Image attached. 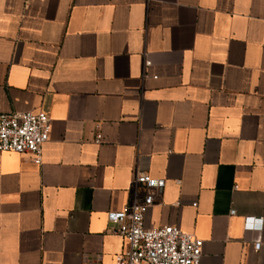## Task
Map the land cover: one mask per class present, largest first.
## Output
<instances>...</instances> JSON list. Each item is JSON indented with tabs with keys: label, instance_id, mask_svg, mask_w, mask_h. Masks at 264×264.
Listing matches in <instances>:
<instances>
[{
	"label": "crops",
	"instance_id": "obj_1",
	"mask_svg": "<svg viewBox=\"0 0 264 264\" xmlns=\"http://www.w3.org/2000/svg\"><path fill=\"white\" fill-rule=\"evenodd\" d=\"M26 111L51 132L0 154V264H114L135 171L165 180L146 227L264 264V0H0V114Z\"/></svg>",
	"mask_w": 264,
	"mask_h": 264
},
{
	"label": "built area",
	"instance_id": "obj_2",
	"mask_svg": "<svg viewBox=\"0 0 264 264\" xmlns=\"http://www.w3.org/2000/svg\"><path fill=\"white\" fill-rule=\"evenodd\" d=\"M51 122L45 112L0 114V154H29L41 164L42 148L49 141ZM101 134L97 132L95 143ZM165 180L135 171L128 188L129 198L120 212H110L108 221L115 234L126 243V250L114 264H200L203 241L177 226L146 227L145 216L154 204V196ZM234 212L231 211V214ZM246 218L245 227H251ZM256 222L261 227L262 219Z\"/></svg>",
	"mask_w": 264,
	"mask_h": 264
}]
</instances>
